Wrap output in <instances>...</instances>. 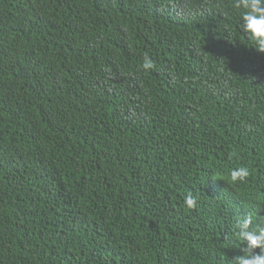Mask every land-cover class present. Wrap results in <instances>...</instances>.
Returning <instances> with one entry per match:
<instances>
[{
    "label": "trees",
    "instance_id": "obj_1",
    "mask_svg": "<svg viewBox=\"0 0 264 264\" xmlns=\"http://www.w3.org/2000/svg\"><path fill=\"white\" fill-rule=\"evenodd\" d=\"M234 4L0 0V264L244 255L237 218L264 226V52Z\"/></svg>",
    "mask_w": 264,
    "mask_h": 264
},
{
    "label": "clouds",
    "instance_id": "obj_2",
    "mask_svg": "<svg viewBox=\"0 0 264 264\" xmlns=\"http://www.w3.org/2000/svg\"><path fill=\"white\" fill-rule=\"evenodd\" d=\"M234 7L243 9L241 25L242 30L248 35L258 51L264 52V0H235ZM145 72L155 68V62L145 53L142 63ZM234 156L235 153H232ZM251 176L247 167L233 169L230 173L232 183L245 182ZM186 205L190 209L197 207V199L191 194L186 198ZM253 225V217H238L236 220L237 235L246 245L242 251L244 255L233 259L234 264H264V226ZM260 251L257 252L256 250Z\"/></svg>",
    "mask_w": 264,
    "mask_h": 264
}]
</instances>
